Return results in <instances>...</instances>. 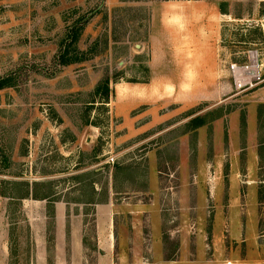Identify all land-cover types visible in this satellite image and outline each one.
Returning <instances> with one entry per match:
<instances>
[{"label":"rangeland","instance_id":"rangeland-1","mask_svg":"<svg viewBox=\"0 0 264 264\" xmlns=\"http://www.w3.org/2000/svg\"><path fill=\"white\" fill-rule=\"evenodd\" d=\"M3 78L0 264H264V0H0Z\"/></svg>","mask_w":264,"mask_h":264},{"label":"built area","instance_id":"built-area-1","mask_svg":"<svg viewBox=\"0 0 264 264\" xmlns=\"http://www.w3.org/2000/svg\"><path fill=\"white\" fill-rule=\"evenodd\" d=\"M261 68L256 51H249L248 60L242 64L230 63L228 72L234 89L242 91L262 82Z\"/></svg>","mask_w":264,"mask_h":264},{"label":"trees","instance_id":"trees-1","mask_svg":"<svg viewBox=\"0 0 264 264\" xmlns=\"http://www.w3.org/2000/svg\"><path fill=\"white\" fill-rule=\"evenodd\" d=\"M65 56H67V55H66V51L61 55V58H62L61 61H62V62H66L65 59H64ZM10 85H11V80H10V79H8V78H3V79L0 80V88L7 87V86H10ZM3 160H4L5 162H7V158H6V157H4ZM8 167H9V164H8V163H6V164L3 165V168H5V169L8 168ZM25 196H29L28 191L26 192ZM35 196H36V195H35ZM35 196L33 195V198H34V199H38V197H37V196L35 197Z\"/></svg>","mask_w":264,"mask_h":264},{"label":"crops","instance_id":"crops-1","mask_svg":"<svg viewBox=\"0 0 264 264\" xmlns=\"http://www.w3.org/2000/svg\"><path fill=\"white\" fill-rule=\"evenodd\" d=\"M62 204H64V210H63V213L62 214H58L57 216H63V218H65L66 216H67V211L68 210H66V206H67V203H62ZM57 205H58V207H57V209L59 208V206L61 205V203H57ZM68 209H69V207H67Z\"/></svg>","mask_w":264,"mask_h":264}]
</instances>
